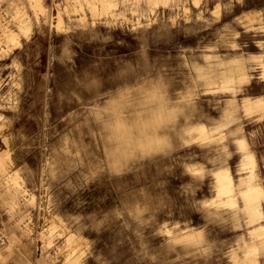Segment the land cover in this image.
<instances>
[{"label":"rangeland","instance_id":"374dc122","mask_svg":"<svg viewBox=\"0 0 264 264\" xmlns=\"http://www.w3.org/2000/svg\"><path fill=\"white\" fill-rule=\"evenodd\" d=\"M0 264H264V0H0Z\"/></svg>","mask_w":264,"mask_h":264},{"label":"bare ground","instance_id":"6f19581e","mask_svg":"<svg viewBox=\"0 0 264 264\" xmlns=\"http://www.w3.org/2000/svg\"><path fill=\"white\" fill-rule=\"evenodd\" d=\"M147 101H152L155 105L154 110L144 115L138 114L136 121L132 124H126L121 117L117 115L114 122L108 125L107 135L115 140L116 149L119 154L125 153L127 149L134 144L140 145L146 149L159 145L151 129L155 124L162 122L166 116L162 113L161 104L154 91L149 90V92L145 93V95L139 99L141 103H146ZM203 130L204 128H199L198 133H202ZM218 180V193L225 194L231 202L233 200L231 177L226 172H219ZM241 194L245 198V209L249 212L250 216L257 215V211L259 212L258 206L261 199V192L254 185L247 184L246 188L241 191Z\"/></svg>","mask_w":264,"mask_h":264}]
</instances>
